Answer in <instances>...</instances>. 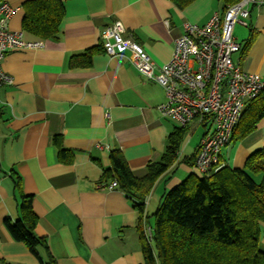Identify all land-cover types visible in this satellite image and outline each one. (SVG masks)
<instances>
[{
	"label": "crops",
	"instance_id": "crops-1",
	"mask_svg": "<svg viewBox=\"0 0 264 264\" xmlns=\"http://www.w3.org/2000/svg\"><path fill=\"white\" fill-rule=\"evenodd\" d=\"M4 1L14 9L8 29L22 31L27 40L40 39L22 30L25 0ZM62 1L65 14L57 38L40 39V48L9 50L2 62L14 83L0 86V264H44L4 227L6 217L14 222L19 216L15 180L31 196L37 217L34 233L47 246L38 247L43 261L47 251L56 264H144L137 224L140 220L143 227L145 217L133 194L119 185L103 187L115 180L109 154L118 149L131 173L144 177L179 124L158 109L165 100L162 86L147 80L125 56L107 53L101 31L120 20L123 36L144 47L157 71L170 59L182 23L205 24L224 4L193 0L179 8L171 0ZM262 1L249 6L248 26L234 25L240 50L233 59L264 78ZM90 48L98 51L89 65L80 59L71 62ZM203 132L202 125L187 126L176 160L143 196L145 214L153 213L163 194L196 170ZM54 137L60 138L71 161L60 158ZM262 147L264 116L246 136L230 139L217 166L242 167Z\"/></svg>",
	"mask_w": 264,
	"mask_h": 264
},
{
	"label": "trees",
	"instance_id": "trees-1",
	"mask_svg": "<svg viewBox=\"0 0 264 264\" xmlns=\"http://www.w3.org/2000/svg\"><path fill=\"white\" fill-rule=\"evenodd\" d=\"M171 1L184 8L193 0ZM222 1L225 9L227 4L239 0ZM22 6L23 31L40 39L57 38L65 14L62 0H25ZM97 51V48L87 49L74 55L71 62L77 63L80 59V64L87 66ZM263 116L264 91L247 103L231 139L246 136ZM186 129L187 126L179 125L168 134L160 160L150 163L147 174L141 178L131 173L121 151L114 149L109 154L112 176L119 187L133 194L139 214H143L153 229V244L150 245L144 240L140 220L137 224L144 264H264V245L261 243L264 147L251 153L242 167L221 165L207 174L195 170L163 194L153 213H144L143 196L176 160ZM53 143L62 160H72L71 155H66L68 151L62 147L60 138L54 137ZM15 188L20 196L19 216L14 222L6 217L4 227L12 239L23 241L44 264H56L47 251L45 260L41 259L38 247L47 250V246L45 240L34 233L37 217L31 206V196L21 192L17 180Z\"/></svg>",
	"mask_w": 264,
	"mask_h": 264
},
{
	"label": "built area",
	"instance_id": "built-area-1",
	"mask_svg": "<svg viewBox=\"0 0 264 264\" xmlns=\"http://www.w3.org/2000/svg\"><path fill=\"white\" fill-rule=\"evenodd\" d=\"M262 0H239L214 12L205 24L182 23V32L174 40L170 59L156 71L144 47L131 37H124V26L114 20L101 31L102 46L113 55L125 56L147 80L158 83L165 100L158 109L180 126L202 125L195 169L207 174L219 163L221 149L230 142L247 103L264 91V78L244 70L233 59L240 50L233 36L236 23L248 26L249 6ZM13 7L0 3V86L14 83L2 62L12 49L42 47L40 39L27 40L22 31L10 30L7 21ZM113 180L104 185L117 187ZM144 217V216H143ZM143 237L153 244L152 226L143 220Z\"/></svg>",
	"mask_w": 264,
	"mask_h": 264
},
{
	"label": "rangeland",
	"instance_id": "rangeland-1",
	"mask_svg": "<svg viewBox=\"0 0 264 264\" xmlns=\"http://www.w3.org/2000/svg\"><path fill=\"white\" fill-rule=\"evenodd\" d=\"M201 128H199L198 130H196V132L193 134L194 136H197L200 133Z\"/></svg>",
	"mask_w": 264,
	"mask_h": 264
}]
</instances>
